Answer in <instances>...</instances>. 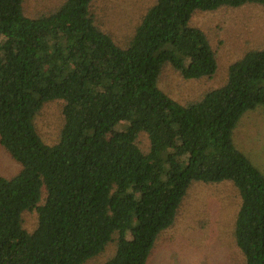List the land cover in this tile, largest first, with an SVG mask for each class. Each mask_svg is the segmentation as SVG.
I'll use <instances>...</instances> for the list:
<instances>
[{"label":"trees","instance_id":"16d2710c","mask_svg":"<svg viewBox=\"0 0 264 264\" xmlns=\"http://www.w3.org/2000/svg\"><path fill=\"white\" fill-rule=\"evenodd\" d=\"M25 1L0 0V144L21 166L0 176V264H85L110 244L103 264H147L192 182L223 180L241 197L234 239L245 264H264V175L233 141L244 112L264 105V46L197 100L158 86L169 63L191 79L217 71L194 11L264 0H155L124 45L96 23L94 0L37 16ZM55 99L63 125L48 143L35 118Z\"/></svg>","mask_w":264,"mask_h":264},{"label":"rangeland","instance_id":"374dc122","mask_svg":"<svg viewBox=\"0 0 264 264\" xmlns=\"http://www.w3.org/2000/svg\"><path fill=\"white\" fill-rule=\"evenodd\" d=\"M64 0H26L30 16L48 13ZM155 0H94L91 11L99 27L120 45L126 44L142 15ZM191 24L202 29L215 50L217 71L210 77L191 79L166 64L158 86L173 98L188 103L204 92L223 85L228 67L252 49L264 46V5L247 3L238 7L194 11ZM64 100L46 102L35 118L44 140L55 142L63 125ZM121 128V124H118ZM115 130L109 133L114 134ZM148 147V138L142 136ZM234 144L264 175V105L247 110L233 131ZM21 166L0 144V176H12ZM241 197L228 180L207 183L193 181L178 208L174 224L157 239L147 264H245V257L234 239V223ZM38 221L36 209L23 213V226L31 231ZM108 245L85 264H103L112 254Z\"/></svg>","mask_w":264,"mask_h":264}]
</instances>
